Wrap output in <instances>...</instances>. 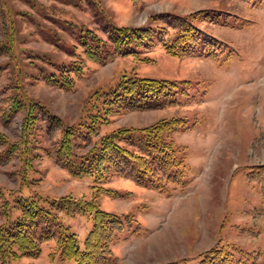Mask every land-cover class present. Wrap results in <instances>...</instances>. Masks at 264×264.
I'll use <instances>...</instances> for the list:
<instances>
[{
	"label": "rangeland",
	"instance_id": "obj_1",
	"mask_svg": "<svg viewBox=\"0 0 264 264\" xmlns=\"http://www.w3.org/2000/svg\"><path fill=\"white\" fill-rule=\"evenodd\" d=\"M200 10L232 16L225 27L195 23L222 43L218 60L172 56L166 50L176 35L171 22ZM125 27L159 32L138 56L123 55L111 34ZM87 29L104 44L97 59L83 47ZM87 42L97 48L92 39ZM74 62L83 70L71 88L49 82L50 74ZM123 77L178 83L177 103L110 110L107 123L92 136L73 141V153L86 154L119 129L183 120L186 127L169 138L185 164V188L170 185L171 193L164 194L127 175H112L98 185L91 177L73 176L58 160L65 128L86 132L90 118L104 114V100ZM15 100L21 102L17 112L12 111ZM32 103L39 106L34 110L38 120L26 131L24 118ZM0 132L8 144L18 145L10 157L3 153L6 147L0 148V226L20 216L14 207L20 196L46 207L70 196L135 217L131 231L139 234L127 232L128 238L124 234L112 246L114 264H199L216 245L235 248L246 264H264V188L250 175L264 167V0H0ZM24 150L32 158L26 178ZM1 201L9 202V217ZM57 214L83 244L93 215ZM57 238L43 242L37 258L16 264H75L56 256Z\"/></svg>",
	"mask_w": 264,
	"mask_h": 264
},
{
	"label": "trees",
	"instance_id": "obj_2",
	"mask_svg": "<svg viewBox=\"0 0 264 264\" xmlns=\"http://www.w3.org/2000/svg\"><path fill=\"white\" fill-rule=\"evenodd\" d=\"M213 12L200 10L188 17H175L170 26L174 27L176 35L166 44L167 52L181 58L217 59V53L221 49L220 42L195 24L196 21L202 20L210 23L214 21L226 26L230 14ZM113 30L111 38L118 44V52L135 56L141 54L143 51L141 49H145L144 47L152 45L153 36L159 32L156 34L152 28L145 27L113 28ZM82 32L81 38L83 47L86 48V55L91 59H97L104 51V44L96 43L97 37L93 31L87 29ZM87 38L98 44L96 49L87 42ZM82 70L83 66L74 62L59 71V74H50L49 82L62 89H69L74 85V76L79 75ZM187 89L181 92L186 94ZM179 93V84L175 82L123 77L117 87L108 94V100H104L106 101L104 114L91 117L86 132H78L74 127L65 128L57 148L58 160L73 176L91 177L98 185L112 175H127L139 185L156 189L164 194L170 193V185L185 188L187 186L185 164L183 159L178 157V151L169 138L171 133L186 127L183 120H161L140 130L119 129L102 138L98 146L86 154L79 156L73 153V141L80 135L85 138L92 136L101 125L107 123L110 110H142L168 106L177 103ZM20 103L19 100L14 101L13 112L18 111ZM36 109L38 111L39 106L32 103L24 118V130L31 131L36 125L38 120L34 112ZM51 118L53 121L56 120L55 116ZM127 145L134 149H130ZM5 147L3 153L9 157L18 150V145L8 144L7 137L0 132V148ZM24 153V178H26L29 169L32 168V158L28 156L27 150H24ZM74 156L78 158L76 162L71 161ZM250 175L253 181L264 188V167L253 169ZM97 187L102 193L119 195L116 191L107 190L102 186ZM3 196L4 192L0 188V200ZM1 202L2 211L6 217H9V202ZM14 207L21 212L20 216L13 222L8 221L5 226H0V264H16L24 257L37 258L41 254L42 243L56 237L57 234L56 256L61 261H73L75 264H114L117 259L113 254L112 246L123 240L122 235H126L127 232H131L132 235L139 234L135 229L131 231L135 222L137 223L132 214L118 215L103 211L98 208L95 201L82 202L65 196L46 207L36 198L20 196L15 201ZM57 212H63L68 216L93 215V227L83 244H80L70 228L64 227ZM238 252L229 245H216L202 254L199 264H246L241 261Z\"/></svg>",
	"mask_w": 264,
	"mask_h": 264
}]
</instances>
